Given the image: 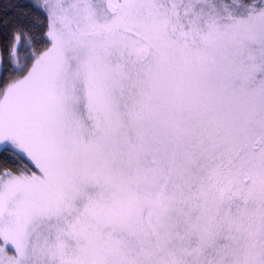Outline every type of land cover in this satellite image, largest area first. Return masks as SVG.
Instances as JSON below:
<instances>
[{
	"label": "snow or ice",
	"instance_id": "6c2138e0",
	"mask_svg": "<svg viewBox=\"0 0 264 264\" xmlns=\"http://www.w3.org/2000/svg\"><path fill=\"white\" fill-rule=\"evenodd\" d=\"M3 7L0 264H264V0Z\"/></svg>",
	"mask_w": 264,
	"mask_h": 264
},
{
	"label": "trees",
	"instance_id": "16d2710c",
	"mask_svg": "<svg viewBox=\"0 0 264 264\" xmlns=\"http://www.w3.org/2000/svg\"><path fill=\"white\" fill-rule=\"evenodd\" d=\"M29 0H3V5H8V4H28ZM3 5H0V14L3 13L4 7ZM22 9H13L12 11H21ZM11 14V13H10Z\"/></svg>",
	"mask_w": 264,
	"mask_h": 264
}]
</instances>
